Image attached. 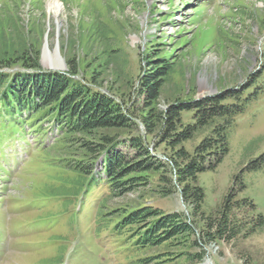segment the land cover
<instances>
[{
    "label": "rangeland",
    "instance_id": "1",
    "mask_svg": "<svg viewBox=\"0 0 264 264\" xmlns=\"http://www.w3.org/2000/svg\"><path fill=\"white\" fill-rule=\"evenodd\" d=\"M48 2L0 0V25L6 29L16 25L33 48V56L38 53L42 69L57 70L46 63L47 47L51 54L57 51L63 62L56 72L66 74L67 62L74 60L79 80L93 82L98 77L95 87L121 102L136 98L137 77L151 69L154 60L176 66L161 94V108L173 95L182 102L201 100L248 87L261 73L260 81L264 80V0H58L57 16ZM134 101L140 104L137 98ZM190 118L186 113L185 120ZM9 152L8 147L0 154V264H111L103 256L107 252L101 254L91 205L84 206L75 197L67 204L60 195H45L65 184L64 177H73L45 164V159L58 156L57 150L34 159L23 170L29 147L18 143L16 151ZM157 154L164 158L163 148ZM146 175L151 177L149 186L112 200L110 206L180 212L197 221L196 231L203 232L201 214L193 216L179 193L161 196L158 174ZM197 183L205 194L201 213L207 217L222 208L231 187L236 191L229 211L236 236L218 237L208 244L206 262L264 264V95L236 117L228 155L215 170L200 174ZM64 187L69 194L71 188ZM39 198L54 202L46 206L31 202ZM195 239L169 241L135 258H158L151 264H191L190 255L197 252L192 246Z\"/></svg>",
    "mask_w": 264,
    "mask_h": 264
},
{
    "label": "trees",
    "instance_id": "2",
    "mask_svg": "<svg viewBox=\"0 0 264 264\" xmlns=\"http://www.w3.org/2000/svg\"><path fill=\"white\" fill-rule=\"evenodd\" d=\"M15 26L9 25L7 31L0 25V146L9 139L13 148L15 140L30 143L29 163L57 150L58 156L45 159V164L73 177H64L65 184L45 195H60L67 204L70 197L84 206L90 204L94 233L108 243L116 263L119 259L128 264H151L158 258L135 256L195 236L192 246L197 252L190 255L191 264H205L208 244L218 237L232 240L236 236L229 217L235 187L230 188L222 208L207 217L201 213L205 194L197 182L200 174L215 170L228 155L229 133L236 117L264 95L263 73L239 91L187 102L173 95L161 108V94L176 66L154 60L151 69L137 77L135 95L140 104L136 98L121 102L95 87L98 77L93 82L79 80L74 60L67 62L66 74L42 69L38 53L33 56V48ZM100 33L105 35L103 29ZM186 113L191 116L189 121ZM107 130L128 134H100ZM49 136L52 140L47 142ZM160 148L164 158L157 154ZM149 172L158 174L161 196L179 193L193 216L201 214L203 232L196 231L197 221L180 212L110 206L112 200L149 186ZM65 185L71 188L69 194ZM117 239L120 243H115Z\"/></svg>",
    "mask_w": 264,
    "mask_h": 264
},
{
    "label": "bare ground",
    "instance_id": "3",
    "mask_svg": "<svg viewBox=\"0 0 264 264\" xmlns=\"http://www.w3.org/2000/svg\"><path fill=\"white\" fill-rule=\"evenodd\" d=\"M48 8L51 12H54L56 16L60 13V6L58 3V0H49ZM48 51H49V49L46 47L45 51H44V58L47 60L46 61L47 65L50 66V68L52 70H53V68L58 70V69L64 67L63 62L58 59L57 51L53 54H51ZM57 70H55V71H57ZM207 260H208V258H207ZM208 262H206V263H208Z\"/></svg>",
    "mask_w": 264,
    "mask_h": 264
},
{
    "label": "built area",
    "instance_id": "4",
    "mask_svg": "<svg viewBox=\"0 0 264 264\" xmlns=\"http://www.w3.org/2000/svg\"><path fill=\"white\" fill-rule=\"evenodd\" d=\"M209 259V258H208ZM209 261V260H208Z\"/></svg>",
    "mask_w": 264,
    "mask_h": 264
}]
</instances>
